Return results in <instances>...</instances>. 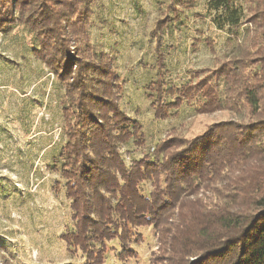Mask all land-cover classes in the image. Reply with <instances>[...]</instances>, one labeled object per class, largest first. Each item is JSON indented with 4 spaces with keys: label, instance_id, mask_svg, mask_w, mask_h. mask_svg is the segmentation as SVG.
Here are the masks:
<instances>
[{
    "label": "trees",
    "instance_id": "obj_1",
    "mask_svg": "<svg viewBox=\"0 0 264 264\" xmlns=\"http://www.w3.org/2000/svg\"><path fill=\"white\" fill-rule=\"evenodd\" d=\"M201 1L172 0L167 9L176 18L177 8ZM204 3L233 43L216 81L200 78L203 70L179 87L158 77L144 97L156 120L183 104L232 117L191 139L171 130L127 164L124 146H145L142 126L122 107L116 55L90 43L95 0H0V35L21 28L64 92L63 143L48 168L70 210L71 227L59 238L82 264H104L115 241L118 261L134 257L142 228L154 230L163 264H264V0ZM172 20L159 17L153 31L160 64V36Z\"/></svg>",
    "mask_w": 264,
    "mask_h": 264
},
{
    "label": "rangeland",
    "instance_id": "obj_2",
    "mask_svg": "<svg viewBox=\"0 0 264 264\" xmlns=\"http://www.w3.org/2000/svg\"><path fill=\"white\" fill-rule=\"evenodd\" d=\"M171 1L95 0L89 19L90 43L116 55L122 107L142 126L145 146H124L127 164L140 159L146 147L170 138L171 130L191 139L232 117L227 112L198 113L183 104L171 117L153 118L144 97L146 85L159 77L169 87H179L200 70V78L210 75L214 83L212 73L233 47L231 37L212 26L204 0L191 10L177 8L176 18L167 9ZM166 15L173 18V26L160 36V64L153 31L157 19ZM28 42L18 27L0 35V264H82L80 252H68L59 238L71 227L70 210L58 174L48 168L63 143L64 92L55 76L33 58ZM70 45L73 52L77 44ZM137 232L141 241L131 244L134 257L118 261L115 241L104 264H150L152 254L153 264H163L154 230Z\"/></svg>",
    "mask_w": 264,
    "mask_h": 264
}]
</instances>
